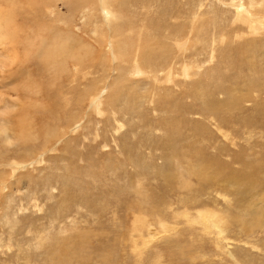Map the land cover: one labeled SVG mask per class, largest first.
<instances>
[{"label": "rangeland", "instance_id": "rangeland-1", "mask_svg": "<svg viewBox=\"0 0 264 264\" xmlns=\"http://www.w3.org/2000/svg\"><path fill=\"white\" fill-rule=\"evenodd\" d=\"M12 1L91 49L0 51V264H264V0Z\"/></svg>", "mask_w": 264, "mask_h": 264}, {"label": "bare ground", "instance_id": "bare-ground-1", "mask_svg": "<svg viewBox=\"0 0 264 264\" xmlns=\"http://www.w3.org/2000/svg\"><path fill=\"white\" fill-rule=\"evenodd\" d=\"M17 2H20V1H17ZM13 5H14V2L12 0H4L1 3V7H0V51L4 50V48H7V50L5 49L6 52L5 51L1 52L2 54L4 53L5 56L9 55L10 53L12 54V52H14L16 55H20L19 54V52H20L21 55L25 54V56H26L25 58H28V60H29V56H31V57L33 56L32 50L34 48H36V50H34V51H37L39 49V59H41L42 62H48L49 63L50 61H53V62L60 63L62 59H67V57H69V56H72V57L83 56L85 54V52H87L86 54H88V51H90L91 48L88 45L87 47L85 46L86 50L83 49L85 51L84 54L82 52L81 53L76 52V51H78L77 47L75 45V44H77L76 40L73 39V37H71V38H61V26L57 25L55 23H54L55 26L54 25L50 26L49 24H51L50 22L52 20L51 21H49V20L48 21L47 20H41V19H40L41 21L37 20V19L33 20L32 22H30L32 25L30 24L27 27L28 30L26 28V30L24 32V35H23V38H20L19 37V33L24 31L22 29H25V26H21V24H19L17 19H19L20 16L18 17L19 14L16 15V13L14 12ZM6 9H7V14H5ZM45 17H48V16L44 15V18ZM64 22L65 21H63V23ZM48 29L52 30V32H53V40L51 39L52 42H50V39L47 37ZM36 41H39V44L36 45L35 44ZM70 41L73 43V46H71V47H70V43H71ZM79 42H80V40H79ZM78 44L80 46H82L81 43H78ZM19 45H21V46H19ZM16 55H13V58H14L13 62H12L13 58L11 57L12 55L11 56L9 55L10 63H14V61L17 60L16 59V57H17ZM83 57H85V55ZM0 60H1L0 61V78H1L2 77V72L1 71L6 69V68H3L5 66L6 60H3L2 58ZM11 65L13 66V64H11ZM170 68L171 67L169 65V69ZM28 72H29V69H28ZM31 74L32 73H28L27 76L30 77ZM12 102H13L12 105L14 107L13 110H15V108L20 105L19 104V100L17 101V100L14 99V101H12ZM22 102H24V101H22ZM21 105H22V103H21ZM20 111H21L20 113H22L23 115H29L28 113L25 112L27 110H24V112H22V110H20ZM17 117H19V116H17ZM18 121L19 120H17V122ZM19 123L21 124V122H19ZM3 127L4 126H2L1 128H3ZM21 127H19V128H21ZM22 134H23V132L21 131L20 137H21ZM210 216H212V215H210ZM211 220L212 219H210L209 216H207V218L202 216V225H206V228L209 231V233L213 232L216 235V232H218L219 235H222V233H223L222 227H220L218 225H215V223H212L213 224L212 228H214V230H211V229H209L207 227V225L211 222ZM195 223H198V221L195 222ZM166 225H168V224H165L164 230H166V231H171V230L175 231L176 230V229L173 228L172 225H171V227H166ZM174 227H176V226H174ZM167 229H169V230H167Z\"/></svg>", "mask_w": 264, "mask_h": 264}]
</instances>
